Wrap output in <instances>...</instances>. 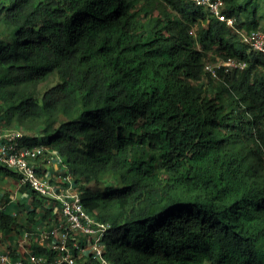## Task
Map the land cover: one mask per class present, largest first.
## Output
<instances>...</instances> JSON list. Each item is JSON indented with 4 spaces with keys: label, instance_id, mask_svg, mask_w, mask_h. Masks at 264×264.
<instances>
[{
    "label": "trees",
    "instance_id": "trees-1",
    "mask_svg": "<svg viewBox=\"0 0 264 264\" xmlns=\"http://www.w3.org/2000/svg\"><path fill=\"white\" fill-rule=\"evenodd\" d=\"M224 2L234 28L187 0H0V124L39 123L24 145L59 154L111 223V264H264V56L237 33L264 31V0ZM102 178L118 184L91 192ZM28 199L4 235L40 223Z\"/></svg>",
    "mask_w": 264,
    "mask_h": 264
},
{
    "label": "built area",
    "instance_id": "built-area-1",
    "mask_svg": "<svg viewBox=\"0 0 264 264\" xmlns=\"http://www.w3.org/2000/svg\"><path fill=\"white\" fill-rule=\"evenodd\" d=\"M209 12L218 21L234 27V19L224 12V0H187ZM241 41L251 50L264 56V31H237ZM225 73L244 69L246 63L229 59L222 63ZM206 69L216 77L213 67ZM25 132L4 128L0 124V164L13 170L18 178L9 201L0 204V213L13 203L24 187L45 201V209H53L51 217L38 224H28L26 213L18 216L17 232L4 235L0 226V264H111L105 257L104 240L112 225L87 212L74 177L64 173L63 158L48 147L24 145ZM61 170L54 181L42 171L41 162L51 161ZM4 191L3 194H5ZM17 200V199H16ZM30 201H28V204ZM1 221V217H0ZM27 223V224H26ZM40 250H46L41 252Z\"/></svg>",
    "mask_w": 264,
    "mask_h": 264
},
{
    "label": "rangeland",
    "instance_id": "rangeland-1",
    "mask_svg": "<svg viewBox=\"0 0 264 264\" xmlns=\"http://www.w3.org/2000/svg\"><path fill=\"white\" fill-rule=\"evenodd\" d=\"M259 28L263 29V26H260ZM1 31H0V34H1ZM208 64L214 66L212 62H209ZM52 85H54V80L53 79L50 80L48 83L41 85L38 88V93L40 95V98L42 97V94L48 88H50ZM38 124L39 123H34L33 125H31L30 123H28V121H26V122H23L22 127H16V128L21 129L23 132H25V134L27 136H34L35 132H36V130L38 128ZM14 183H17V182H14ZM117 184H118V182L116 180H114V179L102 178L98 183H93V184L88 185V189L91 192L96 193V192L103 191L108 186H113V185H117ZM0 187H1L2 192L7 191L8 193H10V195L12 194L10 191L14 189L12 186L7 185L5 181H0ZM26 192H28V188L24 187V189L18 193L17 198H16L17 200L16 199L13 200L14 202L9 204L8 206L15 208L14 210H17L19 201L21 203H23V204H28L29 199H28V196H27ZM9 198H10V196H9ZM0 204L2 205V204H5V203H4V201H0Z\"/></svg>",
    "mask_w": 264,
    "mask_h": 264
},
{
    "label": "crops",
    "instance_id": "crops-1",
    "mask_svg": "<svg viewBox=\"0 0 264 264\" xmlns=\"http://www.w3.org/2000/svg\"><path fill=\"white\" fill-rule=\"evenodd\" d=\"M41 168L44 172H46V176H48L54 181L58 180V176L61 173V170L58 168L56 163H54V159H52L51 161H42ZM4 181L6 182L7 185L12 186L13 188L17 186V184L14 183L16 182L15 180L5 179ZM6 207H7L6 209H15L9 206H6Z\"/></svg>",
    "mask_w": 264,
    "mask_h": 264
},
{
    "label": "clouds",
    "instance_id": "clouds-1",
    "mask_svg": "<svg viewBox=\"0 0 264 264\" xmlns=\"http://www.w3.org/2000/svg\"><path fill=\"white\" fill-rule=\"evenodd\" d=\"M204 10V9H203ZM223 23V22H222ZM229 27V26H228ZM230 28H234V27H230ZM239 31H242V30H239ZM238 33V32H237ZM248 47V46H247ZM249 48V47H248ZM250 49V48H249ZM251 50V49H250ZM253 51V50H252ZM255 52V51H254ZM228 61V60H227ZM224 63V62H223ZM245 63V62H244ZM208 66H210V65H208ZM212 67V66H211ZM217 67H223L222 66V63H219L218 65H217ZM224 68V67H223ZM224 72H225V68H224ZM215 73H216V71H215ZM213 76V75H212ZM216 77H217V75H216Z\"/></svg>",
    "mask_w": 264,
    "mask_h": 264
}]
</instances>
